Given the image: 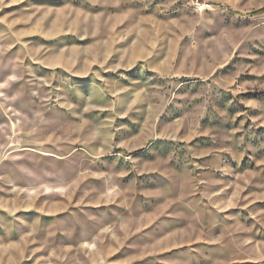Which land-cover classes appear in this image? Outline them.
<instances>
[{"label":"rangeland","instance_id":"rangeland-1","mask_svg":"<svg viewBox=\"0 0 264 264\" xmlns=\"http://www.w3.org/2000/svg\"><path fill=\"white\" fill-rule=\"evenodd\" d=\"M0 264H264V0H0Z\"/></svg>","mask_w":264,"mask_h":264},{"label":"built area","instance_id":"built-area-1","mask_svg":"<svg viewBox=\"0 0 264 264\" xmlns=\"http://www.w3.org/2000/svg\"><path fill=\"white\" fill-rule=\"evenodd\" d=\"M194 9L198 13L206 12L212 9V5L210 3L196 2L194 4Z\"/></svg>","mask_w":264,"mask_h":264}]
</instances>
